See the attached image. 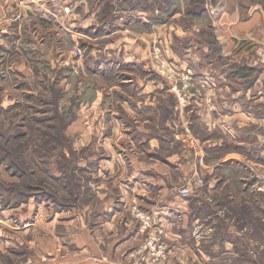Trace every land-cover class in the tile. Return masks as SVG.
<instances>
[{
  "label": "rangeland",
  "instance_id": "1",
  "mask_svg": "<svg viewBox=\"0 0 264 264\" xmlns=\"http://www.w3.org/2000/svg\"><path fill=\"white\" fill-rule=\"evenodd\" d=\"M223 2L0 0V264H99L96 248L118 264H264V45L259 39H234L227 51L219 38ZM108 39L138 40L141 52L135 61L142 73L146 69L149 77L168 84L169 105L182 108L188 102L184 119L170 114V152L184 149L175 136L185 132L202 158L187 145L192 155H172V162L181 165L171 169L170 197H177V209L166 214L164 226L146 212L149 226L142 228L131 205V217L123 213L111 220L104 208L119 211L122 201L100 203L97 195L98 156L106 148L117 152L119 141L83 136L89 127L94 133L99 113L87 111L101 98L104 117L110 111L121 115L110 99L117 100L114 86L130 78L114 72L105 77L92 68L89 52ZM220 82L238 90L241 109L262 120L241 129L237 123L232 127L223 111L213 112L210 87ZM195 96L205 98L203 112L216 113L209 123L200 118L202 105ZM71 115L65 126L61 119L67 122ZM243 136L246 146H235ZM61 147L62 173L56 162ZM38 148L51 153L38 156ZM228 151L239 155L224 160ZM221 159L229 163L218 165ZM50 169L68 179L51 178L45 172ZM182 186L190 189L187 197L179 195ZM37 189H46L50 197L42 200ZM53 199L71 206L57 209ZM124 223L141 234L125 238ZM84 228L93 232L94 253L85 248ZM154 231L166 245L165 260H146V242ZM122 236L125 242L118 243Z\"/></svg>",
  "mask_w": 264,
  "mask_h": 264
},
{
  "label": "crops",
  "instance_id": "2",
  "mask_svg": "<svg viewBox=\"0 0 264 264\" xmlns=\"http://www.w3.org/2000/svg\"><path fill=\"white\" fill-rule=\"evenodd\" d=\"M221 4L220 9L222 14L218 18V24L222 28V33L219 38L226 41L225 47L227 51L232 48L234 39H259L262 41L260 44L264 45V0H225ZM2 37L6 38L4 34H2ZM140 52L141 48L136 39H108L101 49L96 50V52H89L88 58L94 60L91 63L92 68L95 69L94 71H98L99 74L105 75V77L109 72L117 73L118 76L120 74L122 77L124 76L123 74H126L131 79L126 78L121 80V83H118V85H115L114 89L117 92L115 94L117 100L111 101L110 99V103L112 104L110 106H118L122 112L121 115H113V111H110V116L104 117L100 108L101 105L99 104L102 99H96L90 104L89 111H87L89 115L92 112L95 113L96 110L99 111L97 122H94L96 125L95 131L93 133L92 128L89 127L91 130L89 129V133L83 134V136L86 135L87 138H91L93 134L94 138L107 139L108 137H113L116 138L117 142L119 141L117 152H112V150L106 148L104 152H101L103 157L98 156V163L100 161L98 170L102 171L101 173L103 174L99 173L98 175L100 179L97 186L99 191L97 195L100 198V203L115 204L122 201L124 206V209L114 212L104 208L106 212H110V219L119 218L123 213L129 214V217H131L130 213H128V206L138 204L137 207H141V210L157 215L164 226L166 214L171 213L175 208L177 209V197H170L172 186L171 169L175 166V168L177 166L181 168V165L180 163L177 165V163L172 162V158L175 157L172 155H177V153L180 155L182 153L183 155H192V150L186 148V145L193 149L194 142L190 137V133H177L175 137L179 142L182 141L184 143V149L180 150L181 152L178 151L171 154L169 145L171 141V133L169 132V124L171 123L169 119L171 118L170 114L174 113V116H177L176 118H183L181 117L183 114L185 117L188 102L182 105L185 107L181 108L177 104L174 107V105H171V103L169 105L165 101L166 97L171 95V91L167 87L168 84L163 79L156 81L157 77L155 78V75H153L154 78L149 77L150 75L146 74V69L142 73V70L137 65V61H135L138 60ZM100 57H103L104 60L96 62ZM102 64L107 68L103 72L102 70L100 71ZM221 84V82L220 84L216 83V89L210 87L215 92V95L211 98V103H215V107L217 108L213 112L223 111L224 114H227V117H224L232 123L230 125L232 126L237 123L236 125L241 129L247 123L255 122L254 120H258L256 122L262 120L258 116H254L255 118L251 117L248 112H245L244 108L241 109V95L238 90L236 92L232 86ZM127 85H129V89L125 88ZM249 89L251 87L246 89L247 92H249ZM242 93V99H244L247 95L243 91ZM195 97L198 100L195 99L193 101L199 106L202 105V110L199 108L200 118L202 120L205 118L204 123H209L208 121H211V117L214 118L216 113L209 115L207 112H203V107H206L205 98ZM164 115L167 116L166 119H164ZM106 121L109 123H106ZM105 123L108 125L105 126ZM89 125H92L91 120ZM72 128H75V126ZM155 130H158V132H155ZM238 137L235 146H246L245 137ZM205 141L206 139L203 140L202 146ZM197 147L198 145L195 142L193 150L201 157L202 153H198ZM236 155L238 156L239 154L228 151L226 157L229 158L224 160H233V157ZM229 161L225 162L221 159L218 165L221 163L228 164ZM205 164L208 163L206 162ZM205 164L202 166L206 167ZM112 186L115 187V192ZM93 194L95 195V192ZM104 197H106L105 200ZM129 217L126 216L125 220L128 221ZM124 224L126 229L125 236H123L125 238H135L141 234L139 228L132 227L129 223ZM91 233H93L91 228L89 230L84 228L81 234L82 240H86L85 242L89 244V247L84 244L85 248H92V252L94 253L93 245L89 243L91 241ZM114 234L116 235V231ZM123 236L118 243L125 242ZM93 256L100 262L99 264H118L114 260L104 257L100 248H96V253ZM87 257L91 260L92 256L88 254ZM199 263L205 264V262ZM159 264H165V262Z\"/></svg>",
  "mask_w": 264,
  "mask_h": 264
},
{
  "label": "built area",
  "instance_id": "3",
  "mask_svg": "<svg viewBox=\"0 0 264 264\" xmlns=\"http://www.w3.org/2000/svg\"><path fill=\"white\" fill-rule=\"evenodd\" d=\"M56 1V0H54ZM189 187L188 186H182L179 188V195L182 197H187L189 195ZM132 208L135 209L134 215L140 219L144 224L142 225V228H146L149 226L146 220H149V215L145 211L139 210L136 205H132ZM156 234L154 233L153 236L149 238V240L146 242L145 248H147V259L146 260H152V261H158V260H165V252H166V245L163 241H160L157 234L160 233V231Z\"/></svg>",
  "mask_w": 264,
  "mask_h": 264
},
{
  "label": "trees",
  "instance_id": "4",
  "mask_svg": "<svg viewBox=\"0 0 264 264\" xmlns=\"http://www.w3.org/2000/svg\"><path fill=\"white\" fill-rule=\"evenodd\" d=\"M247 69V68H246ZM70 112H71V114H72V109H70ZM70 119H72V115H71V117L70 118H68L67 119V122H65V120L66 119H64V118H62L61 119V121L65 124V126L66 125H68L69 124V120ZM69 121V122H68ZM61 127V132H60V138L58 139L60 142H62V139H63V137L61 136V134H62V130L64 129H62V127H64V125H62V126H60ZM60 129V128H59ZM58 129V130H59ZM57 130V129H56ZM66 139V138H65ZM44 146H47L46 144H44ZM36 154H38V152H39V155L38 156H43V154L44 153H51V152H45V151H41V149L40 148H38L36 151ZM59 152H60V155H59V157H56V162H58V164H59V170H60V173H62V170L64 171V169H63V164H61V163H59V161H61L62 160V158L64 159L65 158V152H64V150H62V147L59 149ZM43 153V154H42ZM41 158V157H40ZM43 162H46V161H44L43 160ZM47 162H49V163H51L50 161H47ZM45 172H47L49 175H50V177L51 178H55L56 180H62L63 179V177H65L66 178V180L68 179V176L66 175H63L62 176V174H60L59 176H55L54 174H53V172L51 171V169L49 170V171H45ZM65 173V172H64ZM62 176V177H61ZM26 187L28 188V187H30V185H26ZM37 193L39 194V195H37V196H41L40 198L42 199V198H44L45 199V197L47 196V197H50L49 195H48V193H47V191H46V189H44V190H39V189H37ZM71 195L73 194L72 192L70 193ZM51 198H53V197H51ZM43 200V199H42ZM193 200V199H192ZM53 202L54 203H56L57 205H56V208L58 209V208H63V207H70L71 206V204H69V203H63V202H60L59 200H57V199H53ZM10 204V203H9ZM194 211V210H193ZM201 212V210H200V207H198V209L197 210H195V215L194 216H196V215H198L199 213ZM103 215L104 216H106L107 215V213L106 212H104L103 213ZM197 217V216H196Z\"/></svg>",
  "mask_w": 264,
  "mask_h": 264
}]
</instances>
